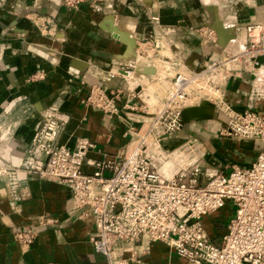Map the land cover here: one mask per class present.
<instances>
[{
	"label": "built area",
	"instance_id": "2783aa9c",
	"mask_svg": "<svg viewBox=\"0 0 264 264\" xmlns=\"http://www.w3.org/2000/svg\"><path fill=\"white\" fill-rule=\"evenodd\" d=\"M240 1L249 2H228ZM197 31L208 50L205 55L178 54L163 31L126 45L122 63L109 68L118 75V85L89 84L81 97L85 107L109 116L124 110L126 115L128 141L116 158L88 159L96 144L87 136H77L73 145L60 142L69 115L56 105L43 110L32 136L38 154L24 160V167L70 188L78 213L92 219L94 248L109 264H147L141 254L155 240L172 247L186 264H264V108L258 106L264 100V74L256 75L264 62L259 59L264 56V18L242 24L229 13L204 22ZM244 73L250 78V95L237 108L227 99L225 87L230 78ZM206 87L220 95L208 97ZM203 102L224 114L221 133L260 141L249 166L233 164L223 173L204 167L202 153L191 155L196 142L164 146L163 140L174 139L182 129V110ZM176 153H185L184 159L168 173L164 160ZM85 162L93 165L91 172L83 170ZM226 202L233 205V215L221 243L215 244L201 217ZM34 236L31 227L15 232L24 245ZM128 251L129 256L124 255Z\"/></svg>",
	"mask_w": 264,
	"mask_h": 264
},
{
	"label": "crops",
	"instance_id": "0c3cea01",
	"mask_svg": "<svg viewBox=\"0 0 264 264\" xmlns=\"http://www.w3.org/2000/svg\"><path fill=\"white\" fill-rule=\"evenodd\" d=\"M228 1L77 0L68 5L63 0H0V264H109L94 248V224L89 215L78 213L70 188L24 167V160L38 154L31 141L42 112L56 105L68 113L60 142L73 145L77 136H87L96 144L88 159L116 158L128 141L124 110L109 116L81 103L90 83L119 84L109 68L122 63L126 42L105 28L109 15L123 36L140 40L164 31L178 54L205 55L197 31L204 22L229 13L242 24L264 18V0ZM40 71L43 76L34 77ZM250 89L244 73L229 79L225 94L241 108ZM258 106L264 108V100ZM205 109L209 113L204 115L216 121L198 129L204 138L195 136L200 163L223 173L233 164L249 166L260 141L221 133L224 114L212 106H204L202 113ZM163 165L168 173L173 168L169 161ZM93 169L89 162L83 164L84 171ZM27 227L35 236L24 245L15 232ZM141 258L147 264H186L161 240L152 241Z\"/></svg>",
	"mask_w": 264,
	"mask_h": 264
},
{
	"label": "rangeland",
	"instance_id": "374dc122",
	"mask_svg": "<svg viewBox=\"0 0 264 264\" xmlns=\"http://www.w3.org/2000/svg\"><path fill=\"white\" fill-rule=\"evenodd\" d=\"M219 95H220V93H219ZM205 110H206V112L204 114H206L207 112L209 113L208 109H205ZM217 111H219V110H217ZM192 112L189 114L190 117L192 116ZM219 113L223 114L221 111H219ZM213 121H216V120L213 119L210 115H206V116H203L202 118H198V119H195L193 121L186 122V124L182 127V129L179 131V133L178 132L175 133L174 139L176 142L173 145L177 144V146H179V144L184 143V147H187L190 143L198 142V140L196 138L200 137V136L202 137V135H203V134L199 133L198 129L206 130L205 128L209 127L208 125L213 123ZM195 136H197V137H195ZM182 137H184L186 141L184 140V142H180ZM202 138H204V137H202ZM188 140H191L193 142L189 143ZM167 141H170V140H163L162 143L164 144ZM185 151L187 152V150H185ZM175 152H178V150H176ZM185 153H183V155ZM197 153H199V152L195 149V152H191V155L193 156ZM177 154L178 153H176L175 155L174 154L170 155V157H168V159L166 161L167 162L169 161L175 165V164H177L179 158L184 159V157H182V155H181V157L180 156L177 157L176 156ZM204 156H203V159H204ZM204 167L214 168L213 165H211L209 163H206ZM233 210H234L233 205L230 202H226V204L224 206H222V207H220V208H218L212 212H209V213L202 215L201 220L205 226L207 234H208L209 238L215 244L221 243L222 234L226 230L225 226H227V223L229 222L231 216L233 215Z\"/></svg>",
	"mask_w": 264,
	"mask_h": 264
},
{
	"label": "water",
	"instance_id": "95a60500",
	"mask_svg": "<svg viewBox=\"0 0 264 264\" xmlns=\"http://www.w3.org/2000/svg\"><path fill=\"white\" fill-rule=\"evenodd\" d=\"M109 20L107 21V24L105 25V28L108 29L114 36H117L118 38L119 37H123L125 39V42H126V45L128 47H131L134 43H135V38L133 36H123V34L121 33L120 34V29L119 27L113 22V16L112 15H109ZM113 22V23H111ZM260 60L264 59V56H261L259 57ZM204 106H212L211 104L209 103H206V102H203L201 103L200 105H196V106H190V107H186L182 110L181 112V115H182V120L184 122V125L186 124V122H190V121H193L195 119H198V118H202L204 115V113H202V108ZM213 107V106H212ZM188 108H192V109H195L196 110V114L195 115H192L191 117H188L184 114V111ZM183 125V126H184Z\"/></svg>",
	"mask_w": 264,
	"mask_h": 264
},
{
	"label": "bare ground",
	"instance_id": "6f19581e",
	"mask_svg": "<svg viewBox=\"0 0 264 264\" xmlns=\"http://www.w3.org/2000/svg\"><path fill=\"white\" fill-rule=\"evenodd\" d=\"M247 62H249V60H247ZM250 63V62H249ZM264 74V62H263V64L259 67V69H258V71L256 72V75L257 76H261V75H263ZM204 92L206 93V95L208 96V97H210V98H214V97H218L219 96V90H217V89H215V88H213V87H206V88H204ZM193 111V112H192ZM192 112V115H195L196 114V112H195V109H192V108H188V109H186L185 111H184V114L186 115V116H188V117H190L189 116V114ZM177 157H179L180 156V153H178L177 155H176ZM183 156V155H182ZM165 163H167V161L166 160H164V164Z\"/></svg>",
	"mask_w": 264,
	"mask_h": 264
}]
</instances>
